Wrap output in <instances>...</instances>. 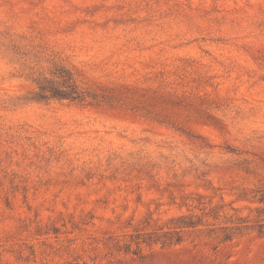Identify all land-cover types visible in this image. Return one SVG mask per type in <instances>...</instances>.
Segmentation results:
<instances>
[{
  "label": "rangeland",
  "instance_id": "rangeland-1",
  "mask_svg": "<svg viewBox=\"0 0 264 264\" xmlns=\"http://www.w3.org/2000/svg\"><path fill=\"white\" fill-rule=\"evenodd\" d=\"M0 264H264V0H0Z\"/></svg>",
  "mask_w": 264,
  "mask_h": 264
}]
</instances>
